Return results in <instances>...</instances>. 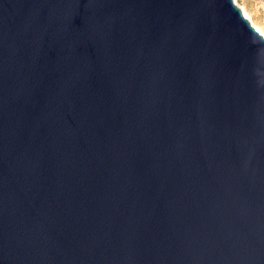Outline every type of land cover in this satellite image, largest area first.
Segmentation results:
<instances>
[{
	"label": "water",
	"instance_id": "95a60500",
	"mask_svg": "<svg viewBox=\"0 0 264 264\" xmlns=\"http://www.w3.org/2000/svg\"><path fill=\"white\" fill-rule=\"evenodd\" d=\"M0 264H264L235 0H0Z\"/></svg>",
	"mask_w": 264,
	"mask_h": 264
},
{
	"label": "rangeland",
	"instance_id": "374dc122",
	"mask_svg": "<svg viewBox=\"0 0 264 264\" xmlns=\"http://www.w3.org/2000/svg\"><path fill=\"white\" fill-rule=\"evenodd\" d=\"M238 6L245 8L256 25L264 30V0H235Z\"/></svg>",
	"mask_w": 264,
	"mask_h": 264
},
{
	"label": "bare ground",
	"instance_id": "6f19581e",
	"mask_svg": "<svg viewBox=\"0 0 264 264\" xmlns=\"http://www.w3.org/2000/svg\"><path fill=\"white\" fill-rule=\"evenodd\" d=\"M240 8L242 9V12H243L244 16L250 21V23L252 24V26L254 28H256V30L259 32V34L264 37V30L260 26L256 25L255 22H253L252 18L247 13V11L245 10L244 7L240 6Z\"/></svg>",
	"mask_w": 264,
	"mask_h": 264
}]
</instances>
